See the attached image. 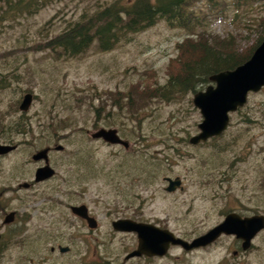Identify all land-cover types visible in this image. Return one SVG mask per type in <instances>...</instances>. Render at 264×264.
Returning <instances> with one entry per match:
<instances>
[{"label": "rangeland", "instance_id": "obj_1", "mask_svg": "<svg viewBox=\"0 0 264 264\" xmlns=\"http://www.w3.org/2000/svg\"><path fill=\"white\" fill-rule=\"evenodd\" d=\"M111 1L55 0L36 14L0 19V143L19 145L0 157V189L31 178L37 167L31 158L36 150L48 144L65 146L51 157L55 178L7 193L8 200L15 193L9 207L20 209L18 226L24 233L17 241L25 244L10 247L6 264H16L18 252L24 256L41 252L40 242L48 237L64 235L69 242L72 233L79 235L53 228L40 220L42 211L33 212L40 199L49 197L86 203L101 220L97 230L83 231L90 239L85 243H90L82 247V264H124L138 238L136 233L116 232L111 223L117 217L152 222L192 240L222 221L226 211L264 213V89L251 93L248 103L231 114L232 123L222 137L198 145L189 141L203 120L193 102L195 93L172 103L151 101L146 109L144 102L139 116L114 104L116 94H126L140 80L144 84L150 75L164 82L187 31L161 21L109 52L93 46L81 56L65 59L40 50L44 39ZM220 9L207 10L208 29L221 38L232 34L239 51L264 35V0H250L238 8L228 2ZM1 11L4 8L0 17ZM218 12L223 19L215 18ZM29 92L34 99L24 112L19 105ZM114 118H119L124 133L110 124L116 123ZM138 119L141 129L135 127ZM101 127L119 129L131 147L93 139L91 134ZM176 176L183 189L166 191L165 178ZM32 193L39 195L30 202L31 209L27 197ZM28 212L31 219L25 221ZM47 224L51 227L41 232ZM253 242V250L242 257L264 264V231ZM236 244L234 237L223 236L208 249L187 252L175 247L161 259L133 258L126 264H219L233 257ZM92 254L98 260L91 262ZM51 264L79 263L72 255Z\"/></svg>", "mask_w": 264, "mask_h": 264}, {"label": "trees", "instance_id": "obj_2", "mask_svg": "<svg viewBox=\"0 0 264 264\" xmlns=\"http://www.w3.org/2000/svg\"><path fill=\"white\" fill-rule=\"evenodd\" d=\"M53 1L0 0V9L4 8L0 19L3 15L36 14ZM228 2L238 8L250 0H112L100 4L91 13L86 11L78 21L71 22L58 35L44 39L39 44L42 45L40 50H48L54 57L65 59L81 56L93 46L99 52H109L161 21L172 28L187 31L189 35L178 42L177 60L173 62L164 82L150 75L144 84H140V80L126 94H116L114 104L120 111L139 116L144 111V102L145 109L151 101L177 102L205 89L212 83L210 77L213 74L234 69L251 57L264 35L257 44L239 51L237 39L232 34L221 38L208 29L211 19L207 10L217 7L222 10ZM215 18H222L220 12L216 13ZM113 120L116 123L110 124L118 126L119 118ZM138 120L135 127L141 129V119ZM120 130L123 132L121 127Z\"/></svg>", "mask_w": 264, "mask_h": 264}, {"label": "water", "instance_id": "obj_3", "mask_svg": "<svg viewBox=\"0 0 264 264\" xmlns=\"http://www.w3.org/2000/svg\"><path fill=\"white\" fill-rule=\"evenodd\" d=\"M212 81L204 90L194 94V105L200 110L203 120L199 124L200 132L191 137L192 144H198L211 137L220 136L229 127L231 114L243 108L249 100L251 93H257L264 88V40L257 46L251 57L243 64L231 70H223L210 77ZM33 93H26L20 109L27 112L32 103ZM91 136L103 139L110 144H121L128 148L129 142L123 139L117 128H100ZM15 146L0 145V153L13 150ZM64 148L59 145L58 149ZM48 149L38 151L33 157L36 160L45 159L47 165L37 172L38 180L54 175L55 170L49 165ZM166 191L174 192L183 189L181 177H167ZM75 213L87 217L90 226L97 225V220L90 217L86 205L73 207ZM115 230L137 234V247L126 255V260L133 257L164 256L172 245H180L186 250L206 246L214 242L223 234L236 235L244 240V246L250 245L253 237L264 228V215L241 216L230 213L218 225L211 228L192 240L185 239L169 228L138 221L133 218H119L112 222ZM65 249V248H64Z\"/></svg>", "mask_w": 264, "mask_h": 264}, {"label": "flooded vegetation", "instance_id": "obj_4", "mask_svg": "<svg viewBox=\"0 0 264 264\" xmlns=\"http://www.w3.org/2000/svg\"><path fill=\"white\" fill-rule=\"evenodd\" d=\"M23 99H24V97H23ZM20 105H19V108H20ZM230 117H231V120H230V123H229V127H230V125L232 123V116H230ZM199 124H198V128H199ZM229 127L220 136L211 137L208 140L201 141L198 144H204V143H207L208 141H210L211 139L222 137L226 133V131L229 129ZM101 128H103V127H101ZM118 131H119L120 136L123 139H125L121 135L119 129H118ZM200 131L201 130L199 128L198 133ZM191 137H190V139H191ZM93 139H95V138H93ZM190 139H189V141H190ZM8 140H10V139H8ZM96 140L104 141L103 139H100V138L96 139ZM125 140H127V139H125ZM127 141L129 142L128 148H130L131 147V142L129 140H127ZM8 142L11 143L12 140H10ZM104 142H106V141H104ZM190 143H191V141H190ZM108 144H110V143H108ZM198 144H193V145H198ZM0 145L15 146V148L13 150L9 151V152L0 153V157L1 158L3 156H5V155H7V154H9V153H11L14 150L19 148L18 144H8V143L3 144V143H0ZM59 145H62V144H57V145L56 144H48V145H46L44 147H41L40 149L36 150L32 154V157H31L32 161L36 162L37 167H36L35 171L32 173V176H31L30 179L23 180L22 182H20L14 188L13 187H10V188H6L5 187V188L0 189V214H1V219H2V222L0 224V264H6V259L8 258V253L11 250L10 247H15L16 244H19L20 246L25 244L24 243L25 241H17V239H19V235L24 233L23 232L24 230L20 229L19 226H18L19 225L20 216H21L20 209H17V208L13 209V208L9 207L16 200L15 193L11 194V200H8L6 198V195H7V193L9 191H14V190L17 191V190H20L21 188L32 189L38 184H44L45 182L51 180L52 178H55L56 175H57V171H56V169H55V167L53 165L51 157H52V154L54 152L64 151L65 146L63 145L64 148L58 149ZM113 145H121V144H113ZM121 146H123V145H121ZM123 147H125V146H123ZM42 149H48L49 150L48 151L49 165L55 170V173L51 177H46V178H42V179L38 180L37 179L38 178L37 172H38V170L40 168H42L45 165H47V162H46L45 159L36 160V159H34L33 156L38 151H40ZM166 178H165V180H166ZM171 178H173V177H171ZM167 183H168V181H167ZM38 195L39 194H36V193L28 194V197H27V202L28 203L27 204L29 205V207L31 209H32V206H31L30 202H33L34 200L38 199ZM60 196L61 197H65V195H63V194H60ZM23 201H24V199H23ZM81 205H86L87 208H88L89 216L90 217H94L97 220L96 227L93 228L92 226H90V222H89V219L87 217H84L82 215H79V214L75 213V211L73 210V207H78V206H81ZM32 210H33V212L42 211V214H40V216H41L40 220L43 221V222H47L50 225H53V228L58 227L59 229H62L65 232H70V230H73L75 232H79V235L75 236L74 233H72V235L70 236L69 242L63 240L64 239V235L52 236L50 238L48 237L47 239H44V241L40 242V245L42 244V246H39V248H41V252L39 250H38V252H36V251H33L31 249L33 252H36L34 254V256H28V255L24 256L22 252H18L17 253L18 256H17L16 264H25L26 261H27L26 262L27 264H29V263L30 264H37L35 259H37V260L39 259L40 260L38 264H51L52 260H54V259L55 260H59V259H62L63 257H66V256H70L71 257L72 255H73L74 259H77V262L79 264H82L83 261H84L82 247H83L84 244H88L89 245V243H90L89 242L90 239H89L88 235H85L83 231H84V229L88 228L89 232H93L94 230H97L101 226V220L99 219V217H97V215H95L94 211L90 209L89 205L86 204V203H83V202L82 203H68V202H66L63 199H57V198L49 197V198L40 199L37 202V204L35 205V208H33ZM233 212L238 213V214H240L243 217H245V216H253V215H258V214L264 215V213H255V214H252V215H245V214H242V213L237 212V211H228V212L226 211L224 213L225 215H224L223 220L225 219V217L228 214L233 213ZM30 213L31 212H28L26 214L27 217H26L25 221H29L31 219ZM119 218H133V217H117L116 219H119ZM116 219H113L112 222L114 220H116ZM133 219L138 220L136 218H133ZM138 221H141V220H138ZM222 221H220L219 223H221ZM218 224H216V225H218ZM50 225L47 224L45 227H42L41 232L45 231L46 228L51 227ZM111 225H112V223H111ZM159 227H161V226H159ZM162 228H164V227H162ZM115 231L116 232H120V231H117V230H115ZM262 231H264V228L262 230H260L253 237V239L251 240L250 245L247 246V247L244 246V240L241 239V238H238L236 235L223 234L219 238H217L214 242H212V243H210V244H208L206 246L199 247V248H194V249H191V250H186L180 245H172L166 255H168L175 247H182V249L187 251V252H192V251H195V250H198V249H208L212 245L216 244L219 240H221V238L223 236H232V237L235 238V240L237 242L235 249L232 250V254H233L232 256L233 257L232 258L225 257L223 260H221V262H219V264H252L249 261H245L246 258L242 257V255L248 254V253L251 252V250H253V248H254L253 240ZM206 232H204V233H206ZM122 233H126V232H122ZM204 233H202V234H204ZM85 239L89 240V241H87V243H85V241H84ZM29 244H30V242H27L26 245L29 246ZM37 244H39V242H37ZM32 245H34V244H32ZM35 247L36 246H34V248ZM131 251H129V252H131ZM93 254H92L93 259L91 260V262H94V260H98V257L93 256ZM126 255L124 256V259H123L124 264H126L128 260H131L133 258H143V259L148 260V261H153V260L161 259V258L166 256V255H164V256H146V255H143V256H140V257H133L131 259L126 260ZM97 262L98 261H95V263H97ZM53 263H55V262H53ZM57 263H60V262H57Z\"/></svg>", "mask_w": 264, "mask_h": 264}]
</instances>
